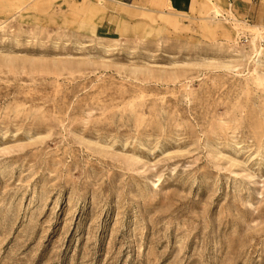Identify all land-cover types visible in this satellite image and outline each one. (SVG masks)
I'll return each mask as SVG.
<instances>
[{
  "label": "rangeland",
  "instance_id": "374dc122",
  "mask_svg": "<svg viewBox=\"0 0 264 264\" xmlns=\"http://www.w3.org/2000/svg\"><path fill=\"white\" fill-rule=\"evenodd\" d=\"M0 264H264V0H0Z\"/></svg>",
  "mask_w": 264,
  "mask_h": 264
},
{
  "label": "bare ground",
  "instance_id": "6f19581e",
  "mask_svg": "<svg viewBox=\"0 0 264 264\" xmlns=\"http://www.w3.org/2000/svg\"><path fill=\"white\" fill-rule=\"evenodd\" d=\"M257 36H258V34H256V35H254V37H253V40H252V42H251V46H252V49H253V51L254 52H256V46H255V41H256V39H257ZM259 37V36H258ZM104 50V49H103Z\"/></svg>",
  "mask_w": 264,
  "mask_h": 264
},
{
  "label": "crops",
  "instance_id": "0c3cea01",
  "mask_svg": "<svg viewBox=\"0 0 264 264\" xmlns=\"http://www.w3.org/2000/svg\"><path fill=\"white\" fill-rule=\"evenodd\" d=\"M122 1H123V0H122ZM101 9H102V8H101ZM102 10H103V9H102ZM102 13H103V14H101V18H100V19L103 21V18H104V15H105L104 10L102 11ZM102 21H101V24H102ZM101 24H100V25H101ZM101 27H102V26H100L98 29H101ZM105 27H106V26H105ZM105 33H107V31H105ZM105 33H102V34L105 36Z\"/></svg>",
  "mask_w": 264,
  "mask_h": 264
}]
</instances>
